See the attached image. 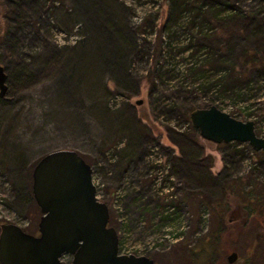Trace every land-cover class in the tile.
Segmentation results:
<instances>
[{
    "label": "rangeland",
    "instance_id": "rangeland-1",
    "mask_svg": "<svg viewBox=\"0 0 264 264\" xmlns=\"http://www.w3.org/2000/svg\"><path fill=\"white\" fill-rule=\"evenodd\" d=\"M45 1L16 0L25 6L23 25L16 31L21 40L13 44L12 22L5 16L8 4L0 0L5 30L0 65L8 86L0 98V222L37 236L41 213L30 192L29 170L48 153L73 150L92 169L96 196L108 206L109 226L116 230L119 245L167 247L144 256L157 264H222L223 257L229 264L232 253L237 256L232 264H264V239L251 255L238 241L228 250L217 245L215 207L221 200L224 205L233 202L230 194L210 197L186 188L174 176L166 185H172L171 193L155 190L148 175L155 165L170 169L178 153L167 131L173 129L170 124H185L192 108L215 106L244 121L237 107L248 101L264 117V88L241 90L264 79V62L252 60L256 53L264 56V1ZM47 44L75 49L77 55L68 65L60 62L63 69L59 63L46 67L40 54ZM37 49L41 53L33 59ZM244 52L250 55L245 58ZM122 103L135 111L149 135L124 163L123 150L132 136L116 127L113 113ZM256 134L262 137L257 128ZM199 144L213 160L214 176L231 184L252 176L264 185V155L256 159L261 163L256 173L242 157L229 159L225 172L223 159L232 149L200 137ZM16 153L25 163L21 175L9 165ZM174 213L180 224L162 226L161 216ZM236 215L230 222L235 227ZM175 227L185 228L178 243L165 239ZM70 261V256L62 257L63 264Z\"/></svg>",
    "mask_w": 264,
    "mask_h": 264
},
{
    "label": "water",
    "instance_id": "water-1",
    "mask_svg": "<svg viewBox=\"0 0 264 264\" xmlns=\"http://www.w3.org/2000/svg\"><path fill=\"white\" fill-rule=\"evenodd\" d=\"M264 1V0H263ZM7 75L0 65V98L8 91ZM199 137L216 145L240 143L264 153V138L252 121L233 118L215 106L189 113ZM32 197L41 216L38 235L13 224L0 227V264H156L144 256L119 255L116 230L109 226L108 206L96 196L92 169L73 150L43 156L32 171ZM232 253L227 261L232 264Z\"/></svg>",
    "mask_w": 264,
    "mask_h": 264
},
{
    "label": "trees",
    "instance_id": "trees-1",
    "mask_svg": "<svg viewBox=\"0 0 264 264\" xmlns=\"http://www.w3.org/2000/svg\"><path fill=\"white\" fill-rule=\"evenodd\" d=\"M5 1L8 4V9L6 10L7 14H5V16L9 17L8 19L13 23H10L9 29L14 30V33H10V39L13 44H17L18 42H20L21 38L16 31L23 25L20 20L23 14V7L25 5H18L16 3V0ZM45 2V0H33V3L35 4H44ZM60 11L61 9L59 10V12ZM4 31V26L0 21V37L4 34ZM61 47H57V45L47 44L43 48V51H41L42 53L40 52L41 54L38 53V49L33 51V59L36 58L38 53L41 56L39 57L42 59V63L46 64V67L49 64L58 63L61 66L62 62L64 63V65H68L71 61V58L74 55H77V53H73L75 49L72 50L71 48H68L66 46ZM249 55V52H244V55L242 56L246 58ZM258 58H261V61L264 62V56H261L259 53H256L252 60L255 61ZM62 67L63 66L59 68L63 69ZM262 80L264 79H260L258 81L243 85L241 87V90L244 92L250 91L259 83V81ZM204 108H206V106ZM194 109L197 108H192L188 113H190ZM113 113L117 115L115 120L116 127L124 130L130 137L132 136V139L128 141V143L126 144V148L123 150L124 153L121 161L122 163H124L132 160L131 157L135 155L137 148H139L140 144H145L146 140L149 139V135L145 130L146 128L143 127L141 122L138 120L135 111L128 104L122 103V108L116 110ZM188 113H186V117L184 119L186 122L185 124L189 122L187 118ZM167 134L168 141L174 147V151H177L178 153V156L174 155L172 158V165L169 169L170 176H174V178L178 179L182 184H184L186 188L196 189L201 193L205 192L210 197L218 194H223L225 198L229 194L232 196L233 202L229 203V205L222 204L223 200H221L220 203H218V205H216L215 207V210L219 212L218 217L220 221V225L216 235L217 245L219 246L220 243L224 244V246L228 247L226 248V250H228L230 249V247H233V245L238 241V244L241 242V246H246V253L250 255L253 254L257 248V244L264 239V185L258 183V181H256L257 179L252 176L241 178L244 181H240L238 184L227 183L222 181L221 178L214 176L210 171L213 165V160L211 159V157L204 155V148L201 144H199V135L191 127L183 132L176 129H168ZM225 146L232 149L231 152L227 154V156L223 159L224 171L226 172V166L229 163V159L242 157L243 161L246 158V151L244 149L250 148L246 145L245 148L240 149L237 148L238 144L235 143H230ZM253 155L257 158L264 155V153L253 151ZM257 163L258 165L255 166V168H252V171H254V173L258 171V168L261 165L260 161H257ZM9 165H11L12 168L15 166V173L21 175V172H23V168L25 166L23 155L20 153L14 154L12 163H9ZM29 171L30 172L27 179H29L31 185L30 192H32V173L31 170ZM21 182L24 183L25 178H21ZM149 186L151 187L150 183ZM17 206L21 208V206H19L18 204ZM170 206L173 205L170 204ZM37 210L39 211L38 207ZM176 210L178 209L175 207V212L178 213V211ZM234 213H237V220L233 221L234 224L236 223V227L232 226V224L230 223L231 220H233ZM167 215L161 216L162 226L174 225L177 222L178 225L180 224L181 219L178 218V215H176L175 213L172 214V216ZM110 222L111 221H109V223ZM2 224L3 223L0 222V227ZM174 230H177V227H175ZM231 233L232 236H230ZM237 233L238 235H236ZM235 235L237 237H234ZM233 237L234 241L232 242L231 240H233ZM222 240L224 241L222 242ZM220 261L223 264V262H225L224 257L220 259ZM224 264L227 263L225 262Z\"/></svg>",
    "mask_w": 264,
    "mask_h": 264
},
{
    "label": "built area",
    "instance_id": "built-area-1",
    "mask_svg": "<svg viewBox=\"0 0 264 264\" xmlns=\"http://www.w3.org/2000/svg\"><path fill=\"white\" fill-rule=\"evenodd\" d=\"M259 87H263L264 88V80L259 81V83L254 86L250 91L247 92H253L255 91L257 88L259 89ZM248 102V101H246ZM246 102L245 105H242L243 102L238 105L237 109L240 110V112L245 116L244 121H252L254 122L255 125V131L256 128L259 129L261 136L264 137V117L258 116L257 114H255L254 112V107L248 105ZM229 115H231L233 118L238 119L235 114H232L230 112H228ZM170 126L173 129H176L178 131H186L189 127H191L190 123L188 122L187 124L181 125V126H176L175 124H170ZM238 144L237 148H245L246 144H240V143H235ZM246 151V160L245 162L248 164V161H250L251 163L248 164L247 168L251 169L252 167H255L258 165L257 163V158L254 157L253 155V151L251 149H244ZM251 166V167H250ZM167 167H165L164 165H155L153 167V169L149 172V177L151 178V189H162L165 191H168V193H171L173 191V187L172 185H169L166 187L167 182H172L173 178L172 176L169 175V169H167ZM164 171H166V174L164 175V179H162L161 176H163ZM151 174H153V176H151ZM163 180V181H162ZM171 184V183H170ZM165 185V186H162ZM171 209V208H170ZM169 209V210H170ZM173 212V208L171 211H169V213ZM22 222V221H21ZM25 226L23 225L22 228H24ZM185 228L181 227L178 228L177 230L172 231V229H169L167 232L168 234L165 235V239H171L172 243H178L180 241L183 240L184 234H185ZM167 247H161L160 244H153V243H147L145 245H141L140 246H136V247H131V248H127L125 246L119 245L118 246V251H119V255H134V256H145L147 254V252L155 250V251H159V250H165Z\"/></svg>",
    "mask_w": 264,
    "mask_h": 264
}]
</instances>
